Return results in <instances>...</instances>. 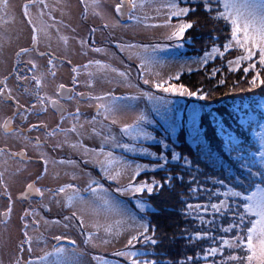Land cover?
<instances>
[{"label":"rangeland","instance_id":"obj_1","mask_svg":"<svg viewBox=\"0 0 264 264\" xmlns=\"http://www.w3.org/2000/svg\"><path fill=\"white\" fill-rule=\"evenodd\" d=\"M76 2H79L81 6H84V8L82 7L81 9L82 11L84 10L86 12V8L87 10L89 9L93 11V8L91 6L92 0H84L83 3L81 2V0H66L65 2L60 1V3L62 5V15L65 17V22H67L69 25L63 26L60 29L58 27L54 28L53 23L50 22L49 18H46V23H51L50 29L54 33H58L60 36L68 38L67 44H65L60 39L62 44L58 45V53L56 52V54L58 55V57H60V59L63 58L64 64L68 66L72 64L73 69H77L76 75L78 77L75 78L76 83H72L74 77L71 78L68 73L66 75L65 70H67V66L63 64L59 65V69L63 70L65 74H62V72L58 73V75H61L56 76V78L58 79L53 78V82L51 81L50 76L46 75L47 78L46 82L44 83L47 86H58L60 83L69 85L72 83V86L73 84H75L74 86L80 87L78 88V90H81V87H83L82 90H84L86 89V82L89 80L88 73L92 72L94 73L92 82L94 84L93 93L95 96H106L110 94L114 97L135 96L137 97V99L132 101H118V103L121 104L130 103L132 107L126 111L121 112L117 116L118 122L116 124H111L108 120H105L103 116H97V109L95 110V113L93 115L91 114L89 119L88 117L79 115V122L77 123V120H75L74 118H67L61 122V119L63 118H60V116H62L63 114L59 113V110H57L59 108L56 109V107L54 108L50 104L41 105L39 103L37 94H39V96L52 97V94L50 93L47 94L45 92L43 93L42 91H36L35 93H32L30 97H27L29 101L24 98L22 94L16 93L15 101L20 103L21 105H24V107L26 108L24 109L25 112L24 116L22 117L28 118L27 116H30V118L28 119L30 120L29 122L31 129L29 130V133L26 134H29V136H35L39 141H34L35 144L30 141L34 144V146H31L30 148L24 147L26 150H29L28 152L30 154V157L32 158V161L43 158L48 161V167V164L52 160V156L58 153L59 156L63 157V163H60L61 161L59 160L57 166H55L57 167V171H55V167L53 165L49 166L47 172V175H49V177L45 180V182L48 184L46 185L47 188L44 189V192L46 194L44 195V197L46 199L52 198L53 202L56 203L55 206H52L49 209V213L51 214L47 213L45 216L42 215L40 217H37L38 215H40V211L37 210L35 211L37 213L35 217L31 215L30 218L24 217V219L22 220V217L19 218L15 216V218H13L9 224H3V220H1L0 218V264H17V261H20L22 264L24 261L28 262L29 260H36L39 256L43 255L45 251L52 250V246L57 244V241L53 240V237L57 235L66 238L62 241L72 240L75 242L74 244H63L62 242L60 246H63L67 249H75L77 254V264H104V262H106V264H130L128 258L117 255V253L133 250L137 251L135 249H129L125 247L130 236L135 234V225H131L130 223L124 225L123 230L118 236H106L105 233L100 230L97 232L95 239H93L92 241H88L87 233L96 231L91 226L92 224L98 221L101 225H115L116 221L120 218L111 216L106 218L104 215H100L97 217L85 211L81 213L84 216L85 222V227L81 229L79 227L80 222L78 220L74 218L68 221L64 220L65 216L71 217V212L73 209L64 206L63 194L53 197V193L49 191V185L53 182V179L56 176L57 178H60L59 182H57L59 186H57L56 189L68 184L74 185L81 190L86 188L88 183L87 180H84L83 176L81 175V162L74 163L72 160L74 159L73 157H80L83 159H86V157H90L91 166L93 168L91 169L93 174L91 173L90 175L93 176V180H96L99 184H101L107 190V192L117 201H122L135 215L138 223H147L145 217L146 213L151 210V207H149L148 205L149 210H147L146 212H140L135 207V202L137 199H139L138 196L132 197L129 195H121L115 191L116 188L128 184L132 172L128 171L123 174L119 178V182L105 178L99 164L97 163L96 153L100 152L101 146L103 144L105 152L111 151L114 156L126 160L133 166L135 164H141L148 165L149 168L154 167V164L152 166L150 164H147L148 161L151 160L150 162H152L153 159L151 157L139 155L138 153L124 152L121 148L114 147L111 143H104L103 136L106 134H110L111 136L116 137V139L122 143L142 144L144 147H147L149 151L154 152L151 146L156 144H150L149 142L144 141H129L126 137H122V134L120 132L121 126H123L124 124H131L138 113L144 112L147 115L148 119L152 121L150 125H145V130L152 132L157 139L159 138L157 136L158 133L161 132L153 130L158 127L157 122L161 121V117L158 116L154 111L153 102L149 101L147 95L160 97L163 101H167L168 103L166 105L161 106V112L167 113L169 115L174 112L175 115L181 120H183L188 115V113L192 111L193 108L199 110L201 114V110L203 111L202 106L197 103H193L192 96L188 95L187 92L182 96L174 95L171 92L165 93L161 89L154 87V85L159 82L164 87L174 85L175 87L180 88L181 86L174 83V81H176L177 79L176 77H179L183 73L203 70L206 65H209L208 63L210 62H212L210 64H214L215 60L219 56H217L215 59H209L208 62L204 65L196 62L204 56L207 50H210L213 46H218L221 48V50H223V48L219 44L211 43L212 39L215 38L202 36L203 38L196 44H188V46H185L184 44V36L183 39L179 41L168 39L170 32L181 22V19L184 22H192L193 29H195L194 27H198L201 24L203 25V27L206 25H211L210 17H212L214 13L209 14L204 10L203 0H180L181 7L194 8L195 11H190L189 14L183 18L173 17L171 27H145V23L149 25L164 24L165 17L163 15L157 16V13L152 9L147 10L148 15L153 17L152 19L146 20L144 23L136 24L135 22L127 19V12L129 10L127 6L123 9V11L125 12L124 18H121V16L117 15L116 4L119 3L120 0H99V11L102 15H93L89 13L90 18L88 19L90 23L82 26V30L85 33L84 38L81 36L80 32L78 33L76 27L74 28V32L79 38V42L77 45L75 43V40H72L73 37L71 35L70 29L75 25V23H77L78 12L80 14V11H78L79 8L76 6ZM124 2L127 5L128 0H124ZM46 3L48 6L53 7L49 2ZM136 14L143 15V13H140L139 11H137ZM105 25H107V27H105ZM205 28L207 29V27ZM93 29H95L94 32ZM191 34L195 33L191 32L190 35ZM204 37L206 38V40H208L206 41ZM230 37L231 33L228 40L230 39ZM82 39H84L83 41H86L87 44L85 43L84 45H82L80 43ZM130 44L139 45L142 47H151L152 45H156L164 49L163 51H158L153 54L155 55L157 62L150 67V70L144 71L143 76L141 75V68L139 67L140 60L136 55L139 49H128L127 47H125L123 50H121V48L118 47V45L127 46ZM176 44H181L183 46L176 47ZM93 48L103 49V51L95 52L92 50ZM187 49L189 50L188 53H186L188 51ZM230 52L232 53H229V60L234 59L239 54L238 50H232ZM97 60L102 64L110 65L111 68L117 69L119 72L128 73L129 75L127 81H124L121 77H119L115 72L112 71L104 70L98 72L95 65H90L87 69L84 68L85 65H89L90 61ZM46 65L51 66L49 63H46ZM144 79H148L150 83L145 84L143 82ZM41 85L43 86L44 84ZM33 105H36V107L34 108ZM67 107L69 109V112L71 113L72 109L74 108V104H69L67 105ZM260 108L264 113V103L260 104ZM51 110H54L56 114L52 113ZM94 117L96 118L95 124L93 125L91 123H88L92 121ZM59 121L61 123H59ZM74 124H77L78 131L80 133L79 136L77 135V133L69 132L67 133L66 140L65 134L63 132H60L59 130H57L55 135H48V133L52 132L54 129H58V126L59 128L69 129ZM81 124L83 125L82 129L79 128V125ZM33 125H36L37 127L34 128L32 127ZM93 127L95 128V132H93ZM96 133H100V135H97ZM26 134L23 133L21 136L14 135L12 137H8L7 139L5 137L0 138V146H6L7 148H10L9 150H12L13 147H18V140H21L22 142L29 140V136H27ZM252 134V144L257 146L260 153L261 140L264 139V114L263 119L259 121V124L256 127H254V132H252ZM175 138L176 135L172 138L171 144L175 143ZM187 140L192 145L188 136ZM166 142L168 141L166 140ZM10 143H13L12 148L10 147ZM72 144H80L83 145V147L73 148L71 147ZM19 149L21 148L15 150ZM84 149H88L89 151L86 153ZM256 152L257 151H252L247 155L250 157L255 156L257 160L253 167L256 166L261 171H264V167L261 166L258 159L259 153L256 154ZM235 153L236 152H233L231 155L235 157ZM22 160L24 161V159L20 155H17V158L13 160L15 161L14 165H24ZM84 167L87 168L86 166ZM28 169L26 170L27 172H25V176L30 177L32 179L31 183L39 187V179L35 180L36 177H38V170L35 173L32 171L33 169ZM251 170L255 169L252 168ZM147 173H153V171H143L139 176L145 175ZM84 176L86 179L88 178L86 177V175ZM139 176L136 178L137 183L147 179L146 178L141 180L139 179ZM15 186L16 188H14V191L16 192V190H18L17 187L19 188L18 183L15 184ZM82 195L85 197L88 196V194L84 192H82ZM57 201H60V203H57ZM53 202H51V204H53ZM19 208L26 212L24 206H19ZM15 211H17V209ZM43 212L45 211L43 210ZM33 219L37 220L38 223L33 225ZM45 221H48L49 223L46 224ZM54 221H58L59 223H52ZM25 223L29 224L28 229L24 228ZM25 231H27L28 234L34 235V238L42 237V240L39 243H35L34 239V242L32 244V252H28L27 245V253L25 255L26 257H21V259H19L18 254H16L18 253V236L24 234ZM95 258H99V260ZM137 259H139V257Z\"/></svg>","mask_w":264,"mask_h":264},{"label":"snow or ice","instance_id":"obj_2","mask_svg":"<svg viewBox=\"0 0 264 264\" xmlns=\"http://www.w3.org/2000/svg\"><path fill=\"white\" fill-rule=\"evenodd\" d=\"M40 3H43V0H39ZM83 3L84 0H81ZM204 10L209 14H213L212 18L216 20L223 19L226 23L231 25V37L223 45V50L218 46H213L210 50H207L203 57H201L197 63L204 65L208 62L209 59H215L219 56L221 59L225 57L226 53H229L232 50H238L239 54L231 60L227 61L229 71H237L242 64H247L246 67H243V72L247 74L249 70H256L257 64L261 70H264V0H203ZM92 8L94 15H102L99 11V0H92ZM128 7L127 19L135 22L136 24L144 23L146 20L152 19L153 17L148 15L149 9L154 10L157 13V16L163 15L165 17L163 25H149L144 24L145 27H171L172 18H183L186 17L190 11H195L194 8L190 7H181L180 0H128L127 5L124 0H120L116 4V13L117 15L124 18L125 12L123 9ZM47 7V5H45ZM8 8V0H0V12H6ZM87 11V8H86ZM137 11L143 13V15H137ZM24 14L28 19L29 24H33V47L39 42L38 33L44 32L43 28H37L32 20L31 14L29 13V7L27 4L24 5ZM43 15L41 11L39 13ZM107 27V25H105ZM193 27L192 22H184L181 19V22L172 29L168 39L179 41L183 39L184 33ZM95 29H93V32ZM47 35V33H44ZM60 39L67 44L68 38L61 36ZM84 45L85 41H80ZM176 47H182L181 44H176ZM118 47L123 50L125 47L128 49L138 48L139 51L136 53L137 57L140 60L139 67L141 68V75L146 70H150V67L154 65L157 60L154 53L158 51H163L164 49L152 45L149 46H139V45H127ZM95 52H102L103 49L93 48ZM31 51L27 48H22L20 52L17 53L19 57L21 53H28ZM44 55V53H41ZM31 64L32 68H37V64L33 61H28ZM49 64L52 65L53 61L50 59ZM90 65H95L97 71H112L116 75L121 77L124 81L128 79V73L119 72L117 69L111 68L110 65L102 64L100 61H90L89 65H85L84 68H89ZM51 71V69H50ZM73 71H77L73 69ZM216 71L219 69L213 70L212 75H215ZM52 75L55 73L52 72ZM89 80L86 82L88 87L92 86V77L94 73L89 72ZM178 78V77H176ZM19 79V77H18ZM36 82L37 88L42 84V77H38L35 74L32 77ZM73 82L76 83L75 77ZM145 84L150 83L148 79H144ZM2 83V81H0ZM220 83H224L223 80ZM249 84L252 88L264 85V79H261L260 72L256 71V74L249 81ZM154 87L161 89L165 93L171 92L174 95H184L186 92L190 96H196L198 99L203 100L205 96L198 95L195 92H188L187 89L175 87L170 85L164 87L161 83L157 82ZM65 86L63 84L58 86L56 93L57 98H52L48 96H39L37 94V99L41 105L50 104L52 107L60 106V97H62L63 90ZM251 90V89H249ZM68 91H71L70 89ZM4 90L0 89V94H3ZM77 95L84 96L83 93H77ZM147 95V94H144ZM9 98H11L9 96ZM71 98V97H67ZM89 100H96L97 116H103L105 120H108L111 124H116L117 116L132 106L130 103L121 104L118 101H132L137 99L135 96L130 97H114L109 95L106 96H88ZM149 101L153 102L154 111L158 116L161 117V121L157 122L158 127L153 131H160L162 134L157 139L152 132L145 130V125H150V121L147 115L144 112L138 113L131 124H124L120 128L122 137H126L129 141H144L149 142L150 144H157L161 146L162 151L159 155L157 153L149 151L147 147H144L142 144L136 143H122L116 139V137L106 134L103 136L104 143H111L114 147L121 148L124 152L138 153L139 155L145 157H151L153 160L157 161L154 167L149 168L148 165L135 164L134 166L128 163L126 160L116 157L111 151H104L103 144L101 146L100 152L96 153L97 163L99 164L102 173L105 178L113 181L119 182V178L128 171L132 172V175L129 179L127 185H122L115 189V191L121 195H129L132 197L141 196L143 193L147 192L151 195L154 191H158L163 187V184L153 180L151 183L148 181L136 182V178L143 171H155L157 168L163 169L170 162H183V166L186 169H191L192 161L188 159L187 156H182L181 154L175 152L174 145L171 144L172 138L176 133L182 132L187 135L190 139L192 145L198 149L199 157L205 158L209 164L220 166L222 173V178L215 180V183L220 184L223 187L222 191L213 192L212 195L216 197H224V199H219L217 202H211L204 205H186L187 212L185 215L195 213L194 218H199L201 223H204L203 216L207 214L212 215H223L229 211L232 212V223L223 228L222 231L225 233L232 232L235 229L236 234L230 239L220 238L219 247H210L205 252V258L208 256H216L217 254L223 255V249L227 247L230 250H239L240 252L245 253L244 255L231 254L226 257L225 261H222L221 264H227V261H235L237 264H264V171H259V182H256L257 172L251 171L254 164L256 163V157H250L244 153V148L241 146L240 140L233 135V131L230 130L228 126L223 124L222 120H211L210 123L215 125V135L217 139L221 140L220 150L221 152H226L229 154L230 166L229 169L225 170L223 163L217 155L216 151L212 148V145L209 141L207 135V128L204 127L203 119L201 118L199 110L193 108L190 113L183 119H179L173 112L171 115L161 112V106L166 105L168 102L163 101L160 97H154L147 95ZM35 108L36 105H33ZM72 118L79 122V109L75 114H69ZM63 118V117H62ZM96 118L94 117L92 121L88 122L95 124ZM3 128L5 133L15 134L10 126V120L5 121V123L0 126ZM32 127H37L33 125ZM79 128H83V125H79ZM57 130L65 134V139L67 140V133L74 132L79 136L77 124H74L69 129L59 128L54 129L48 135H55ZM93 132L95 128L93 127ZM100 135V133H96ZM166 140L168 142H166ZM244 142H248V137L245 136ZM59 146V145H58ZM71 147H83L80 144H72ZM164 149L169 150V155H166L163 151ZM87 153L89 150L84 149ZM95 151V150H93ZM236 152L237 155L233 157L231 154ZM13 155H20L23 158V153H16ZM102 157V159H101ZM259 162L262 167H264V139L261 140V150L259 153ZM48 161L45 160V165ZM53 163H56L53 161ZM60 163H63L61 161ZM232 165H235L234 169ZM47 170V168H45ZM232 171H236V175H231ZM176 179H182V176H177ZM172 177L169 176L164 183L170 184ZM247 180L249 187L255 183V190L252 191H236V187H243V182ZM3 184L2 173H0V185ZM53 193V197L63 194V203L65 207L73 209L71 212V217L65 216L64 220L68 221L70 219L78 220L79 227L83 229L85 227L84 216L82 212H89L94 216L104 215L107 217H119L120 219L116 221V224H103L101 225L98 221L91 226L96 230L93 232L87 233V240L92 241L96 238L98 231L102 230L106 236H118L123 230V226L126 224L135 225V234L131 235L127 240L126 248L135 249L136 244L138 243H150L152 245L157 244V240L153 237L155 236V229L151 230V235L149 234V226L147 223H138L135 215L131 210L122 202L117 201L113 198L107 190L99 184L96 180H91L87 187L83 190L78 187L68 184L61 186L56 190H49ZM193 192L204 191L202 187L193 188ZM82 192L87 193L88 196L85 197L82 195ZM38 195L43 197L44 190L35 187L34 184L27 185V190L22 194L23 198H28V196ZM228 198H236L240 202L230 204ZM60 203V201H57ZM135 207L140 212H146L148 205L145 201L137 199L135 202ZM209 208L212 210L209 213ZM242 209V210H241ZM11 213V204L6 212L0 213V216L7 218ZM25 216L32 215L35 217L36 212L26 211ZM22 220L24 217L21 218ZM38 221L33 219L32 224H37ZM45 223H49L45 221ZM52 223H59L54 221ZM211 223V221H209ZM29 224L25 223L24 228L28 229ZM210 238L208 233H196L194 237L190 239H207ZM39 243L42 240V237H32L28 234L27 231L24 232V240L21 241V249L23 252V245H28V252H32V244L34 242ZM53 239L57 241L56 245L52 246L51 251H45L43 255L39 256L36 260H29L27 264H77V254L75 249H67L63 246H60V242L63 239H66L62 236H54ZM214 241L216 238H212ZM107 242V241H105ZM69 244H74L72 240H68ZM117 255L124 256L128 258L130 264H140V261L137 259L145 253H140L138 251H126L122 253H117ZM99 260V258H95ZM191 260V257H189ZM17 264H21L20 261H17ZM106 264V262H104Z\"/></svg>","mask_w":264,"mask_h":264},{"label":"trees","instance_id":"obj_3","mask_svg":"<svg viewBox=\"0 0 264 264\" xmlns=\"http://www.w3.org/2000/svg\"><path fill=\"white\" fill-rule=\"evenodd\" d=\"M210 20V26L203 27L201 24L194 27L195 29H188L185 32V46L196 44L203 38L202 36H205L215 38L212 39L211 43L219 44L223 48L230 36L231 26L224 20H216L212 17ZM191 32L195 34L190 35ZM188 52L189 50L186 53ZM229 53H226L223 59L218 57L214 64L208 63L209 65H206L203 70L183 73L174 81L175 84L184 87L188 92L205 96L203 100L192 96L193 103H197L203 108L200 115L204 127L208 130L209 141L222 161L225 170L229 169L230 166L229 154L221 152V140L216 138L215 125L210 121L213 119L222 120L223 124L228 126L233 131V135L240 140L244 153L250 154L252 151H257V154L259 153L258 148L252 144V132H254V127L259 124V121L263 119L264 114L260 108V104L264 103V85L252 88L249 84L256 71H259L261 79H264V70H261L257 64L255 71L250 69L245 74L243 67H246L247 64H242L239 70L229 71L227 64L230 59L228 58ZM215 69H219V71L212 75ZM221 80L224 83L221 84ZM160 136L161 133H158L157 137ZM245 136L248 137L247 143L244 142ZM172 144L174 145L172 150L182 156H187L193 163L191 169H186L182 161L170 162L163 169L157 168L153 173L139 176L141 180L147 178L143 181L152 182L155 180L163 184L162 188L154 191L151 195L145 192L138 196L151 207L145 218L150 229L149 234L151 235V230L154 228L155 236L153 238L157 240L155 245L150 243L136 244L135 250L145 253V255L139 256L140 264H221L231 254L244 255L245 253L239 250H230L225 247L223 255L217 254L214 257L205 258L207 249L219 247L220 238L230 239L236 234L235 229L229 233L222 231L223 228L232 223V212L229 211L223 215H204V223H201L199 218H194L195 213L185 215L188 211L186 205H204L224 199V197L212 195L213 192L223 190L220 184L215 183L216 179L222 178L220 166H213L205 158L199 157L198 149L188 142L187 135L182 132L176 134L175 143ZM151 148L157 155L162 151L161 146L157 144L152 145ZM163 151L169 155V150ZM236 155L237 153H235ZM150 161L147 164L151 166L157 163L155 160ZM232 167L236 168L235 165ZM253 168L255 170L251 171L257 172L256 182H259V171L261 170L256 166ZM178 175L182 176V179H176ZM231 175L235 176L236 171H232ZM169 176L172 177L171 183H164ZM198 187H202L204 191H192L193 188ZM235 190H255V183L249 187L247 180H245L243 187L237 186ZM228 199L230 204L240 202L236 198ZM208 211L211 213L212 210L209 208ZM196 233H208L210 238L190 239ZM213 237L216 238L215 241L212 239ZM227 264H237V262L227 261Z\"/></svg>","mask_w":264,"mask_h":264},{"label":"flooded vegetation","instance_id":"obj_4","mask_svg":"<svg viewBox=\"0 0 264 264\" xmlns=\"http://www.w3.org/2000/svg\"><path fill=\"white\" fill-rule=\"evenodd\" d=\"M49 2L53 7L48 6L46 2ZM61 2H65L66 0H43V3H40L39 0H8V8L6 12H0V89H3V94H0V126H2L5 121L10 120V126L15 134L5 133L3 131V128L0 127V138H8L12 137L14 135L21 136L23 133H29L30 127V116L22 117L24 116V112L26 109L24 105H21L20 103L15 101L16 93L22 94L24 98L27 99V97H30L32 93H35L36 91H42L43 93L52 94V98H57L56 93L58 90V86L63 84L60 83L58 86L56 85H46L44 82H46V78L50 76L51 81L53 78H56L58 73L62 74L66 72L70 75V77L77 78L76 71H73V66L66 65L63 62V58L60 59L58 55L56 54L58 45H61L60 41V35L58 33H54L50 29L51 23H53L54 28H62L63 26L69 25L67 22H65V17L62 15V5ZM45 3L47 7H45ZM27 4L29 7V13L31 14L32 20L37 28H43L44 32L38 33V40L39 42L33 47V41H32V35H33V24L28 23V19L25 17L24 14V5ZM76 6L79 8L78 11H80V14L78 12L77 14V23L73 27H71V35L72 40H75L76 45L79 42V38L77 37L76 33L74 32V28L76 27L78 33H81V36L84 38V31L82 30V26H85L86 24H89L90 14H93V11L87 10L86 12L82 9L84 6H81L79 2H76ZM48 11H47V9ZM43 12V15H40V12ZM94 15V14H93ZM46 18H49L50 22L46 23ZM47 33L45 35L44 33ZM84 40V39H82ZM86 42V41H85ZM87 44V42H86ZM22 48L30 49L28 53H21V55L18 57L17 53L20 52ZM41 53H44V55H41ZM58 53V52H57ZM53 61V64L51 66L46 65V63H49V60ZM33 61L37 64V68L33 69L31 64L28 63V61ZM66 65L67 70L65 72L61 69H59V65ZM51 69V71H50ZM66 69V68H64ZM77 70V69H76ZM54 72L55 74L52 75L51 73ZM79 73V72H78ZM36 75L38 77H42V84L39 88L36 86L35 80L32 79L33 75ZM55 76V77H54ZM19 77V79H18ZM58 79V78H56ZM60 80V79H59ZM61 81V80H60ZM53 82V81H52ZM73 83V81H72ZM71 83V84H72ZM64 85L65 90H71L68 92H64L62 94V97H60V107H63L65 110L63 115L60 116L63 117L61 119V122L67 118L73 119L69 115V109L67 105L74 104V108L72 109L71 114H75L77 112V109H79V115H83L85 117L90 118L91 114L93 115L95 113L96 103L98 101L96 100H89L88 96H95L93 93V87L94 84L92 82V86L88 87L85 85L86 89L78 90V86ZM77 85V84H76ZM50 88V89H49ZM55 88V89H54ZM77 93H83L84 96L77 95ZM9 96L11 98H9ZM67 97H71L70 99ZM28 100V99H27ZM29 101V100H28ZM66 105V106H65ZM29 106V104H28ZM27 106V107H28ZM57 109V107H56ZM52 111V110H51ZM52 113L56 114L54 110ZM59 118V119H60ZM25 121V122H24ZM59 121V123H61ZM29 124V125H26ZM88 129V128H87ZM29 136V134H26ZM32 139V140H31ZM19 144H17L18 147L14 148L12 150H9L10 148H7L6 146L2 147L0 146V173H2V179L3 184L0 185V213L6 212L9 204H11V213L10 215L5 218L3 216H0L1 220H3V224H9L15 216L21 218V217H29L25 216L24 210L19 208V206H24L25 211H40V216H45L47 213H49V209L52 206H55V202H53L52 198H45L44 196H38V195H32L30 194L28 198H23L22 194L26 192L27 185L32 184V179L30 177L25 176L26 170L29 168L33 169L32 171L36 173L38 170V177H36L35 180L39 179L40 185L39 188L46 189V185L48 183L45 182V180L49 177L47 175L49 166L53 165L54 167L57 166L59 160L63 161V157L59 156L58 153L52 156L51 162L47 165H45V159L40 158L39 160L32 161V158L30 157L29 150H26V148H30L31 146H34L35 142H39L38 138L35 136H29V140H26L25 142H22L21 140H18ZM33 143H31V142ZM10 147L12 148L13 143H10ZM9 145V144H8ZM7 145V146H8ZM21 148L19 150H15ZM15 153H23V164L21 166H15L13 160L17 158V155H13ZM72 160L74 163H80L81 175L83 176L84 180H87V183H89L91 180H93V176L90 175L93 172L91 171V159L90 157H86V159L80 158V157H73ZM18 160V159H17ZM76 162H75V161ZM55 161L56 163H53ZM70 161V162H72ZM33 162V163H32ZM17 163V162H16ZM86 166L87 168H85ZM47 168V170H45ZM28 169V170H29ZM57 167H55V171ZM30 172V171H28ZM88 177L87 179L85 176ZM60 178L53 179V182L50 183L49 187L50 190H55L59 184ZM34 181V178H33ZM51 182V180H50ZM19 185V188L16 192L14 191V188H16L15 184ZM35 187H38L34 185ZM44 195L45 192H44ZM53 202V204H51ZM51 204V205H48ZM17 209V211H15ZM29 209V210H27ZM43 210L45 212H43ZM17 212V213H16ZM26 219V218H25ZM33 233V232H30ZM30 236L34 237V235L29 234ZM20 240V242H19ZM24 240V234L18 236V258L21 259V257L25 258L26 256V246L27 244L23 245L24 251L21 252V241ZM55 240V239H53ZM68 243V241H61L60 244ZM36 243V242H35ZM15 255V254H14ZM27 261H24L22 264H26Z\"/></svg>","mask_w":264,"mask_h":264},{"label":"water","instance_id":"obj_5","mask_svg":"<svg viewBox=\"0 0 264 264\" xmlns=\"http://www.w3.org/2000/svg\"><path fill=\"white\" fill-rule=\"evenodd\" d=\"M64 92H68V90L66 91L65 89L63 90V93ZM60 107V106H59ZM55 108V107H54ZM57 110H59V113H63L64 112V109H61V108H59V109H57Z\"/></svg>","mask_w":264,"mask_h":264}]
</instances>
